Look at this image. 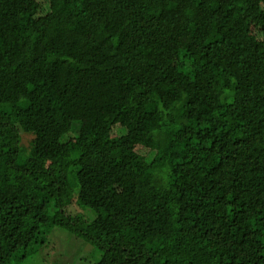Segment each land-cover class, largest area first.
<instances>
[{
  "label": "trees",
  "instance_id": "trees-1",
  "mask_svg": "<svg viewBox=\"0 0 264 264\" xmlns=\"http://www.w3.org/2000/svg\"><path fill=\"white\" fill-rule=\"evenodd\" d=\"M54 228L95 264H264V0H0V264Z\"/></svg>",
  "mask_w": 264,
  "mask_h": 264
},
{
  "label": "rangeland",
  "instance_id": "rangeland-1",
  "mask_svg": "<svg viewBox=\"0 0 264 264\" xmlns=\"http://www.w3.org/2000/svg\"><path fill=\"white\" fill-rule=\"evenodd\" d=\"M34 139L33 134L23 135L25 158L29 154ZM67 210L70 215L89 212L85 208H79L75 201L67 205ZM48 244L39 254L23 264H95L101 255L92 245L60 228H54L51 231Z\"/></svg>",
  "mask_w": 264,
  "mask_h": 264
}]
</instances>
